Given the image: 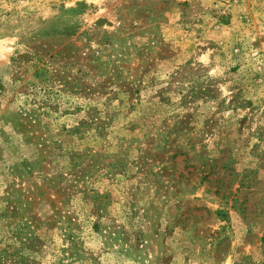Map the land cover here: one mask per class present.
<instances>
[{
    "label": "rangeland",
    "instance_id": "obj_1",
    "mask_svg": "<svg viewBox=\"0 0 264 264\" xmlns=\"http://www.w3.org/2000/svg\"><path fill=\"white\" fill-rule=\"evenodd\" d=\"M0 264H264V0H0Z\"/></svg>",
    "mask_w": 264,
    "mask_h": 264
}]
</instances>
